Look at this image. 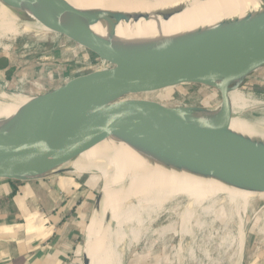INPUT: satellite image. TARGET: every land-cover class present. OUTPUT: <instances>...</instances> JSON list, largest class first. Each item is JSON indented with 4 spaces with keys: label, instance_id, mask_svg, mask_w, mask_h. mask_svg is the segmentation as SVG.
<instances>
[{
    "label": "water",
    "instance_id": "water-1",
    "mask_svg": "<svg viewBox=\"0 0 264 264\" xmlns=\"http://www.w3.org/2000/svg\"><path fill=\"white\" fill-rule=\"evenodd\" d=\"M0 1L28 19H44L53 34L109 63L16 93L29 102L19 116L0 120V181L30 182L47 173L72 175L65 164L113 139L127 142L166 168L254 193L251 199L264 198V145L229 130L231 111L127 100L264 68V8L178 39L127 49L96 47L89 35L57 25V20L93 12L76 11L59 0ZM1 79L11 83L7 77ZM96 193L82 206L77 222L82 264H90L84 253V222Z\"/></svg>",
    "mask_w": 264,
    "mask_h": 264
},
{
    "label": "bare ground",
    "instance_id": "bare-ground-1",
    "mask_svg": "<svg viewBox=\"0 0 264 264\" xmlns=\"http://www.w3.org/2000/svg\"><path fill=\"white\" fill-rule=\"evenodd\" d=\"M59 1L76 11L93 12L78 18L57 20L59 27L89 35L94 39L90 41L96 47L117 46L127 49L144 48L178 39L219 24L243 19L247 15L261 12L264 8V0ZM50 34L53 32L44 19L36 16L28 19L0 1V54L7 55L11 65L18 67H8L7 78L10 84L4 82L0 76V120H11L19 116L29 102L28 97L16 95L20 92L14 91L11 86L19 70L22 72L27 68L29 62L23 64L24 62L17 59L16 52L10 49L8 44L26 35L44 38ZM66 41L68 43L63 42L61 48L70 45L71 41L67 38ZM84 55L86 54L82 53V56ZM64 56H59L58 59L62 62L65 60ZM101 65L105 68L109 63L101 60ZM91 67L92 64L88 60L82 72L90 70ZM262 69L203 86L215 89L225 96L223 105L215 110L225 109L232 112L229 130L249 138L253 144L264 145V100L259 98L264 94L253 89L254 86L264 87V72H260ZM241 80H244V84ZM246 115L255 120L246 118L245 121ZM99 116L97 114V117ZM64 166H68L73 174L92 176V187L98 185L95 178L97 176H123L124 181L117 186L107 180L104 193L98 198L95 226L87 253L90 264H124L141 233L145 235L142 229H147L163 212L173 211L177 215L178 249L186 239L193 243L199 226L195 221L202 215L204 205L224 199L231 206L234 216L238 217L239 205L248 196L247 192L233 189L213 179L166 168L138 152L127 142L113 139L105 140ZM49 176L47 173L33 179ZM28 179L31 178H26ZM125 203H130L129 214L124 208ZM174 222V217L170 216L167 224L174 225ZM166 225L162 228L163 232ZM193 225L195 234L189 228ZM235 234L234 251L230 257L232 264H239L244 240L242 219H238Z\"/></svg>",
    "mask_w": 264,
    "mask_h": 264
},
{
    "label": "crops",
    "instance_id": "crops-1",
    "mask_svg": "<svg viewBox=\"0 0 264 264\" xmlns=\"http://www.w3.org/2000/svg\"><path fill=\"white\" fill-rule=\"evenodd\" d=\"M76 49L77 51L68 49L71 53L70 59L77 60L75 58L81 57L82 53L88 55L87 59L93 58L78 45ZM49 56L50 53L42 62H31L32 57L22 56L20 61L24 62L23 64L29 62L33 65L23 77L19 70L12 80V89L20 93L24 92V89H17L16 86L22 87L28 81L31 83L27 90L48 85L46 82L51 73L49 67L59 66L46 61L49 60ZM9 67L13 68L14 66ZM57 82L60 81L53 83ZM91 178L93 177L72 173L71 176L68 174L51 175L24 183L1 180L0 264H77L79 258L76 259V257L80 256L81 259L80 229L77 222L81 208L90 197L91 192L83 197L82 203L76 205V200L82 198L84 188L97 192L85 217L86 246L88 242L91 243L95 226V207L101 190H104L106 184V181L103 182L104 177L97 176L95 178L98 185L92 187L90 186ZM257 223L244 233L239 264H264V230L254 228L257 227ZM245 226L244 223V228ZM231 251L229 249L224 255L223 261L219 262L217 259H213L211 264H232ZM202 253L206 255L204 251Z\"/></svg>",
    "mask_w": 264,
    "mask_h": 264
},
{
    "label": "rangeland",
    "instance_id": "rangeland-1",
    "mask_svg": "<svg viewBox=\"0 0 264 264\" xmlns=\"http://www.w3.org/2000/svg\"><path fill=\"white\" fill-rule=\"evenodd\" d=\"M63 42H66V40L55 34L47 35L44 38L37 37L35 35H26L11 41L8 46L16 52L17 56H25L27 58L34 57V55L38 53H41L44 57H46L47 54L51 52L49 60L46 61H49L52 64H58L59 66L57 67L53 65L51 68L49 67V71H51V73L46 82L47 84L55 81H61L77 74H83L94 69L102 68L101 60L93 57L92 59L88 58L92 64L91 69L82 72L83 66L88 63V56L86 57V55H84L83 57L81 56L75 58L77 60L70 59L71 54L68 52V49L77 51V45H74L71 42L69 46L67 45L64 46V48H61ZM78 51L80 50L78 49ZM62 55H65V60L61 62L58 57ZM80 58H82V60H80ZM32 65L33 64H29V66L21 72L22 77ZM260 72L263 73L264 69ZM32 73H34V71H32ZM30 83L31 82L28 81L26 85L22 87L16 86V88L27 91L28 87H30ZM253 89L258 91V93L264 94V87L254 86ZM259 98L264 100V96ZM224 99L225 96L217 90L197 85L177 87L169 89L166 92L162 91L158 93L137 94L127 98V100L130 101L144 100L145 102H153L167 107L189 106L205 108L207 110H213L222 106ZM102 177H104L103 182L110 180L114 186H117L119 183L124 181L122 175ZM83 190H85L84 194H82V198H78L76 200V205L83 202V197H85L88 192H91V194L94 193L88 188H84ZM101 191V193H104V190ZM253 195L255 194L248 193L246 199L241 201L239 205V218L234 216L231 206H229L224 199L217 203L204 205L202 215H197L198 219L195 221L198 222L199 225H197V232L195 225L189 227L193 230L194 234L196 232L195 241L192 243L189 239H186V241L181 245L182 248L180 247L179 249L178 222L176 213L169 211L159 214L153 222L147 226V229H145V227L142 229L143 232H145V235L141 233L139 236L140 238H138L137 243H135L124 264H211L213 259H217L219 262L223 261V257L229 249L232 250L231 252L234 250L235 232L238 225V219H242L243 225L244 223L246 224L244 233L247 229L252 228L251 226H255L254 224L257 223V221H259L256 224L257 227L254 228L264 230V198L255 197L251 199L250 196ZM129 205L130 203H125L124 205L127 214H129ZM170 216H173L175 219L174 225L172 223L167 224ZM165 225V231L163 232L162 228ZM160 231L161 233H159ZM89 244L90 242L84 246V253L86 256L88 248L90 247ZM202 251H204L206 255H204ZM78 258L79 261L77 264H82L80 256L76 257V259Z\"/></svg>",
    "mask_w": 264,
    "mask_h": 264
},
{
    "label": "flooded vegetation",
    "instance_id": "flooded-vegetation-1",
    "mask_svg": "<svg viewBox=\"0 0 264 264\" xmlns=\"http://www.w3.org/2000/svg\"><path fill=\"white\" fill-rule=\"evenodd\" d=\"M17 59L21 60L22 56H16ZM46 57L43 56V54L38 53L36 55H34V57H32V61H39L42 62L43 59H45ZM9 57L7 55H0V67H8L9 62H8ZM10 68V67H9ZM6 68V70H1L0 69V76L2 77H8L9 73H8V69Z\"/></svg>",
    "mask_w": 264,
    "mask_h": 264
},
{
    "label": "built area",
    "instance_id": "built-area-1",
    "mask_svg": "<svg viewBox=\"0 0 264 264\" xmlns=\"http://www.w3.org/2000/svg\"><path fill=\"white\" fill-rule=\"evenodd\" d=\"M84 74V73H83ZM77 75H79V74H77ZM75 76V75H74Z\"/></svg>",
    "mask_w": 264,
    "mask_h": 264
},
{
    "label": "trees",
    "instance_id": "trees-1",
    "mask_svg": "<svg viewBox=\"0 0 264 264\" xmlns=\"http://www.w3.org/2000/svg\"><path fill=\"white\" fill-rule=\"evenodd\" d=\"M11 183H15V182H11Z\"/></svg>",
    "mask_w": 264,
    "mask_h": 264
}]
</instances>
